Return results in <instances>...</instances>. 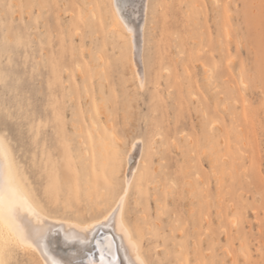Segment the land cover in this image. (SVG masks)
I'll return each instance as SVG.
<instances>
[{"label": "rangeland", "instance_id": "obj_1", "mask_svg": "<svg viewBox=\"0 0 264 264\" xmlns=\"http://www.w3.org/2000/svg\"><path fill=\"white\" fill-rule=\"evenodd\" d=\"M89 1L111 5L110 0H48L53 5L58 3L61 6ZM212 1L154 0L172 3L175 8L168 11L166 20L163 15L160 17L155 36L154 66L149 79L151 89L141 94L134 118L130 119L133 126L139 127L138 121L145 114H149V122L155 119L160 123L165 137L160 144V152L164 153L163 167L167 171L161 174L160 158L148 157L145 160L149 172L157 173L159 189L150 188L147 180L145 181L143 206L127 224L131 237H134L133 240L135 239L137 242L134 241L142 247L144 254H148L151 248L150 258L158 255L157 247L164 246L162 239L158 242L152 240L149 245L147 237L149 226L156 214V198L159 196L162 202L166 199L165 176L169 178V182L171 177L176 176L181 184V192L178 195L184 212L182 223L176 228L178 232H185L187 227L193 230L191 228L193 220L187 215V209L189 201H197V194L191 196L188 189L190 182L196 180L195 172L201 177L199 185L194 188V191H199L201 203L200 264H204L205 261L211 264L213 260L221 264H232V259L242 261V258L237 256L239 239L238 236L235 237V230L230 224V215L236 212L237 205L243 207L250 199V193L255 197L264 190V93L260 91L259 76L253 80L250 73L245 72L243 82L241 81V67L255 63L262 50L259 8L261 0H218L222 7L214 10V14H210L213 13L212 5L215 4ZM8 2L19 5L27 4L29 0ZM204 4L209 5V8L203 12L190 7ZM225 5L232 13L230 19L225 14L223 7ZM245 5L249 7L246 9ZM79 11L69 7L67 9L69 14L65 15L63 7L53 8L52 17L55 19L58 15L66 25L73 19L71 13L79 14ZM44 15L47 17L48 13L45 12ZM8 19L17 26L35 23V17L29 19L27 9L18 10L14 17L9 16ZM44 24L45 21H41L40 27L43 28ZM240 24H243L244 28L237 32V26ZM93 25L95 29L93 35L97 36L95 41L88 39L83 45V51L77 49L75 53L69 42L66 53L59 55L56 68L53 69L49 65L44 72L45 102H48L50 96L51 104L56 105L64 114L65 122L60 126L59 138L57 139L52 132L51 125L46 131L39 128L37 119L38 144L33 143L30 151L25 149L23 152L21 146L11 145L23 165L24 178L32 185L39 184L42 188L49 184L57 185L51 194L53 207L56 206L58 199L62 212L65 201L71 200L79 209V220L86 223L100 220L103 217L100 213L107 207L103 197L105 183L113 178L109 162L112 157L109 151L111 133L113 127L120 131L125 123V90L123 87L118 89L117 84L124 80L133 90L139 84L138 77L135 83H130L135 68L124 71L117 82L113 83L111 68L114 67L115 59L120 52L118 47L115 52L113 51V36L111 34L106 36L112 27V18L107 8L96 9ZM118 36L119 32L116 33L117 39ZM75 43L79 46L80 39L76 38ZM56 47H60L59 43ZM98 49L103 50L102 57ZM187 71L191 72V75H188ZM49 80L52 81L51 90L48 87ZM244 83L248 85L247 88L244 87ZM27 100L26 95L21 100L25 109ZM51 113L52 108L49 107L45 122ZM93 116L102 132L100 141H97L96 133L90 124ZM65 140L72 145V153L67 158L62 148ZM130 147L131 145L128 146V150ZM119 148L123 152V145ZM85 149H88L87 153H84ZM58 158L62 161L59 165ZM125 158L126 156L122 166L116 165V174L121 181ZM145 164L139 163L142 170ZM69 165L73 172L79 169L82 175L80 183H76L75 186L74 181L71 189L63 183ZM139 180L140 174L137 172L131 193L133 204ZM77 200L79 202L75 203ZM167 200H171V192ZM254 202L256 208L252 209L251 214H246L247 221L239 232L241 235L247 233L251 242L258 248L264 243V223L258 222L264 220V209H261L259 200ZM112 205L114 208L115 204ZM73 216L75 217V213ZM52 217L60 216L54 214ZM163 223L169 224L168 219L165 218ZM173 228L175 225H170L169 232ZM210 242L215 244L211 251ZM230 242L232 247L228 251L232 256L224 250L228 248ZM187 247L191 248V243ZM189 255L194 264L192 251L190 254L186 251V257Z\"/></svg>", "mask_w": 264, "mask_h": 264}, {"label": "snow or ice", "instance_id": "obj_2", "mask_svg": "<svg viewBox=\"0 0 264 264\" xmlns=\"http://www.w3.org/2000/svg\"><path fill=\"white\" fill-rule=\"evenodd\" d=\"M135 3L136 0H112L111 5L85 2L61 6L58 3L53 5L48 0H29L27 4L15 5L9 3L8 0H0V264H85L87 252L78 248L75 241L82 232L89 231L95 225L79 220V209L71 200L65 201L62 212L58 199L56 206L53 207L51 194L57 185L49 184L42 188L39 184L32 185L27 181L23 175V165L15 154L14 148L10 146L13 144L21 146L23 152L25 149L30 151L33 143L38 144L37 119H39V128L46 131L51 125L52 132L57 139L59 138L60 126L65 122L64 114L57 109L56 105L51 104L50 96L48 102H45L44 72L47 71L49 65L53 69L56 68L59 63L58 57L61 53H66L69 42L75 53L77 49L83 51V45L88 39L93 41L97 39V36L93 35L95 31L93 21L96 19L98 8L109 10L112 27L106 36L109 34L113 36V51L115 52L118 47L120 52L115 59L114 67L111 68L113 83H116L121 74L129 68L142 66L143 70L134 72L130 83H135L136 78H139V84L135 90L124 80H120L117 84L118 89L123 87L125 90V123L120 131H117L115 127L112 129L109 149L112 157L109 162L112 166L113 178L104 185L103 200L107 202V207L100 213L104 217L103 221L97 219V223L113 219L118 212L120 214L119 227L127 233V224L131 217L143 206L145 181L147 180L150 188L159 189V183L156 180L157 173L149 172L147 164L142 170L140 165L136 164L135 157L128 152V146L131 145L133 149L139 150L141 160H147L148 157L160 158L161 174L165 173L167 171L163 167L165 156L160 152V144L165 138L163 128L155 119L149 122V114H145L138 121L139 127L133 126L130 118H134L141 94L151 89L149 79L154 66L155 36L159 28L160 17L163 15L166 20L168 11L173 10L175 5L154 2V0H140L139 15L143 20V26H141L133 16L136 10L131 5ZM61 7L65 15L69 14L67 12L69 7L80 11L79 14L71 13L73 19L64 25L58 15L55 19L52 17V9ZM190 7L203 12L209 8V5H191ZM221 7L218 2L215 3L212 5L213 13L210 14H214V10ZM223 7L226 16L230 19L231 11L228 10L227 5ZM248 7L245 5L246 9ZM259 8L262 50L255 63L241 67V80L243 82L245 72H249L253 80L259 76L260 91L264 93V0H261ZM25 9L29 10L30 20L35 17L34 25L24 23L22 26H17L14 22H9V16L14 17L18 10ZM45 12L48 13L47 17L44 15ZM219 19L218 17L217 22ZM41 21H45L43 28L40 27ZM243 28L244 25L240 24L236 30L239 32ZM117 32H119L118 39L116 38ZM76 38L80 39L79 46L75 43ZM58 43L59 48L56 47ZM97 51L102 57L103 50L98 49ZM129 51H131V57H129ZM30 67L31 73L29 74ZM48 87L51 90V80H49ZM244 87L247 88L248 85L245 84ZM25 95L28 97L26 109L21 103ZM193 99L195 100L196 97ZM154 102L155 99L152 103ZM49 107L52 108V113L45 122ZM157 141L160 143L158 144ZM120 145H123V152L120 151ZM62 148L67 158L72 153V145L65 140ZM145 151H147V157ZM125 156L128 157L130 165H136V171L133 172L130 168L132 179H128L126 175L121 181L116 174V165L122 166ZM61 163L62 161L58 158L57 164ZM137 172L140 174V180L136 185L137 195L135 204H133L131 193ZM81 178L80 170L73 172L69 165L63 181L64 186L71 189L73 182L79 184ZM88 179L90 180L91 177L89 176ZM164 183L166 199L162 202L157 196L156 214L149 226L147 237L149 245L152 240L158 242L162 239L164 246L163 248L157 247L158 255L150 258L151 248L148 254H144L142 247L134 245L137 250V262L138 264H192L191 256L185 257L184 255L185 251L191 253L192 249L187 247L191 243V238L186 237L184 231H176L182 223L181 218L184 212L178 195L181 192L180 181L173 176L169 182V178L165 176ZM217 187H219V178ZM169 192H171V200H167ZM249 195L250 199L244 203L243 207L237 205L236 212L230 215V224L235 234L240 237L237 256L242 258V261L233 260L232 264H264V243L257 248L247 233L241 235L239 232L241 226L247 221L246 214H251L252 209L256 208L254 200H259L261 209H264V190L255 197L251 193ZM149 200H151V195H149ZM78 202L77 200L75 203ZM112 204H115L114 208ZM92 210L94 211L95 208ZM150 211L149 206L148 212ZM54 214L61 217L58 221L61 226L70 223V229L63 237L59 233L52 234L48 217ZM74 218L77 223L72 224L71 221ZM165 218L168 219L169 224L163 223ZM145 219H147V213ZM258 222L264 223V220ZM172 224L175 228L169 232V226ZM224 234H227L226 229ZM195 247L199 250L201 244L197 243ZM214 247V242H210L209 251ZM231 247L230 242L228 248L224 250L228 251ZM228 254L231 255V252L228 251ZM101 259L103 260V256ZM88 264H91V260ZM204 264H209V262L205 261ZM211 264H221V262L213 260Z\"/></svg>", "mask_w": 264, "mask_h": 264}, {"label": "bare ground", "instance_id": "obj_3", "mask_svg": "<svg viewBox=\"0 0 264 264\" xmlns=\"http://www.w3.org/2000/svg\"><path fill=\"white\" fill-rule=\"evenodd\" d=\"M110 1L112 4V0H110ZM212 2L217 3L218 0H213ZM89 3H91V2L89 1ZM131 7L136 10L133 13V16L136 19L137 23H139L141 26H143V20L140 18V15H139L140 0H136V3L131 5ZM131 55L132 54L130 51V57H131ZM202 67H204V65H202ZM135 69H136V71L143 70L140 66H137V68H135ZM135 69H134V71H135ZM188 71H187L188 75L189 74L191 75V72L189 73ZM211 71H210V73H211ZM211 75H212V73H211ZM193 91H195V90H193ZM234 120H235V118H234ZM90 124H91L92 129L96 133L97 141H100L101 137H102V132L97 127L98 124H97L96 118L94 116L91 117ZM239 138H240V136H239ZM87 152H88V149H85L84 153H87ZM128 152L135 157L136 164H139V163H141V165L145 164V160H141V158H140L139 150L133 149L131 146L129 148ZM146 155L147 154H145V156ZM130 168H131V171H133V172L136 171V165L135 164L130 165L128 162V157L126 156L125 165L123 168V179L125 178L126 175L128 176V179H132L130 171H129ZM24 174L25 173H23V175ZM216 176H218V175H216ZM195 177H196L195 181H194V179L192 182L189 181L191 184H190V187L188 189V194L193 196L196 193L197 194V201L196 202H194L192 200L189 201L188 202L189 207L187 209V215L191 216V219L193 220L192 221L193 225L191 227V228H193V230H190L187 227V229L185 230V234H186V237H188V236L192 237L191 238V249H192L191 251H192V254H194V260H195L194 264H197V261H199V264H200V257H201V252H202V242L200 239V236H201V225H200L201 203H200L199 191H197V190L194 191V188H195V186L199 185V179L201 177L197 174V172H195ZM197 177H199V179H197ZM74 184H75V186H77L76 182ZM202 196H204V195H202ZM195 206H197L196 209L194 208ZM189 216H188V218H189ZM60 218L61 217L56 218V217L49 216L48 217V223H49V226L51 227V231H52L53 235H55L56 233H59L61 235V237H63L65 232L70 229V223H65L61 226L58 223ZM103 219H104V217H102L100 219V221H103ZM119 219H120V214L117 212L115 214L114 218L108 220L107 222L97 223V221H94V220L87 222L88 224L95 225V227H93L92 229H90L87 232H82L80 234V236L75 241L76 246L78 248L87 252V256L85 257V264H88L89 260H91V264H134V262H136V264H138V262H137V250H136V247H134V245H136V246H139V245L136 243L137 241L135 239L134 240L136 242L133 240L134 237L133 238L131 237V232L129 229H128L127 233H125L124 231H122L120 229ZM205 219H207V218H205ZM74 220L71 221L72 224L77 223V221H74ZM77 231H79V229H77ZM235 237H237V235H235ZM238 239H239V236H238ZM197 243L201 244V248L199 250H197V248L195 247V244H197ZM227 253H228V251H227ZM184 255L186 257V251H185ZM102 256H103V260L101 259ZM231 256H232V254H231ZM232 261H233V259H232Z\"/></svg>", "mask_w": 264, "mask_h": 264}]
</instances>
